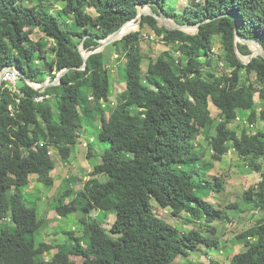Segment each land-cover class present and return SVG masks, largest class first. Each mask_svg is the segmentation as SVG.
Here are the masks:
<instances>
[{
	"label": "trees",
	"instance_id": "1",
	"mask_svg": "<svg viewBox=\"0 0 264 264\" xmlns=\"http://www.w3.org/2000/svg\"><path fill=\"white\" fill-rule=\"evenodd\" d=\"M50 1L0 0V74L15 66L22 79L18 84L22 94L12 91L6 81L0 86V223L7 219L12 223L0 224V264H177L180 257L186 258L185 264H205L190 259L191 251L216 247L219 241L197 228L181 232L156 213L152 199L175 216L186 212L197 221L213 223L221 210L205 197L213 190L222 191L225 180L215 176L211 181L207 172L234 149L261 172V180L245 191L244 200L264 210V166L257 161L264 157V130L251 132L244 126L239 133L231 127L243 111L252 124L264 120V109L255 99L259 93L264 100V58L242 62L236 46L242 54H250L249 45L235 43L238 26L242 37L264 46V0H64L58 13L52 12ZM139 5H149L158 14L163 11L180 24L199 23V30L192 34L172 29L144 14L142 28L133 31ZM71 15L72 27L67 21ZM125 23L120 32H133L112 45L127 87L107 116L104 103L110 100L112 82L106 54L92 53L81 69L84 57L79 45L94 51ZM146 26L167 45L176 44L179 58L164 52L150 59L144 70ZM37 27L53 39L52 47L32 38ZM216 36L232 69L209 79L206 67L212 64ZM254 49L264 51L257 44ZM66 68L60 83L45 90L27 81L42 82L51 71ZM39 95L50 97L37 101ZM210 103L219 110L218 122ZM97 112L102 121L100 138L110 147L76 198L56 208L62 217L82 210L83 234L70 231L56 247L38 244L36 233L43 219L36 204H26L24 188L32 175L45 185L55 182L52 148L63 161H70L80 129L93 122ZM201 135L212 148L211 160L204 163H198L206 154L197 143ZM92 157L89 147L88 158ZM101 174L108 175L107 181L100 180ZM71 193L69 189L65 194ZM93 211L115 212L111 227L94 219ZM208 227L216 232L215 226ZM239 237L245 239V249L230 264H264V218ZM55 248L57 252L47 259Z\"/></svg>",
	"mask_w": 264,
	"mask_h": 264
},
{
	"label": "rangeland",
	"instance_id": "2",
	"mask_svg": "<svg viewBox=\"0 0 264 264\" xmlns=\"http://www.w3.org/2000/svg\"><path fill=\"white\" fill-rule=\"evenodd\" d=\"M26 1L29 4L39 3V0ZM49 4L52 12L58 13L65 6L66 2L64 0H51ZM149 8L150 6L146 5L141 8V12H146L143 10H147ZM89 10L93 11L91 9ZM166 19L168 20V18ZM67 21L72 27L74 24L73 16H69ZM141 28V26H138V28L133 31L140 30ZM189 28L191 29L189 30ZM186 30L189 33L194 34L198 32L199 27L197 25H193L187 27ZM143 34L145 35V39L142 43V51L146 55L143 63L144 70L147 69L150 59H155L158 55L164 52H169L177 59L181 55L176 44L167 45L151 28L146 26L143 30ZM32 38L34 40L47 42V48L52 47L54 43L53 39L47 37L39 27L34 29ZM76 39L78 41L79 37H76ZM238 42L248 44L251 52L250 54H242L238 50L237 54L240 60L242 62L250 61L253 53V44L248 41L240 40L239 38ZM79 46L85 54L90 53V51L85 48L83 43ZM97 50L105 52L107 64L110 67L111 72L112 92L110 100L104 103L107 116H109L117 105L118 95L126 89L127 84L122 80V75L119 72L118 54L114 45H112V43L108 45H101L97 48ZM260 52L264 54V51ZM259 53L254 55H257L258 57ZM48 57L49 59L53 58L52 52L48 53ZM38 64L42 65V61L38 60ZM231 69L232 67L229 65L225 57L220 36H216L214 38L212 64L206 67L207 77L212 79L214 75H219L224 70L231 71ZM53 74H56L57 76L59 75L57 71H51L50 76L48 77L50 78V81ZM56 79L57 77H54L52 82L58 84L59 81ZM252 80L260 86L259 82H257L255 74L252 75ZM21 82L22 79H19L18 84ZM35 87H39L43 90L42 86L38 84H35ZM255 99L259 108L264 109V100L260 98L259 93L256 94ZM210 107L213 115L218 118V122L220 120L219 110L213 103H210ZM248 115L249 113L247 114L243 111L239 115L238 120L231 124V127L236 129L239 133L244 126H247L251 132H255L260 129L264 130V120L259 118L254 124H252L248 119ZM101 125V114L100 112H97L94 121L91 123L86 122L80 129L81 137L77 144L73 146L72 157L68 162L63 161L57 150L52 148L51 151L56 160V169L54 170L55 182L52 185H45L38 181L36 175H32L30 184L24 188L26 204H36L38 206V216L43 219V223L36 233V240L38 244L46 242L56 247L58 244L63 243L67 238H69L70 231L75 232V235L77 236H81L83 234V227L80 222V218L83 215L82 210L73 212L69 215V217H62L59 215L56 208L59 203L67 204L75 199L77 192L82 189L87 180L91 178L90 172L93 170L94 165L102 162V154L110 147V142L100 138ZM212 134H216L215 128L213 129ZM85 142H87V145L84 147ZM197 143L199 148H204L206 150L205 157L198 163H204L211 160L212 148L206 141L204 135H201L198 138ZM88 144L93 146L92 158H88ZM257 161L264 166V157H261ZM249 162L250 158L243 157L239 155L236 150L231 149L224 156L223 160L215 161L214 166L207 172V174H209L207 175V178L211 181L215 182V176H222L225 180L224 189L222 191L219 192L217 190H213L205 197L207 201L213 203L217 209L221 210V216L213 223H208L205 219L197 221L186 212L182 213L180 216H175L170 208H163L155 198L152 199L153 208L156 213L176 226L181 232H187L193 228H197L202 233L212 236L219 241V244L216 247H201V250H192L190 259L198 260L205 264H210L213 260L218 261L220 264H230L233 256L245 249V239L240 238L239 235L253 226L257 220L264 218V210L255 207L253 204L246 203L244 200L245 191H247L251 186L256 185L262 178L261 172L254 169ZM99 178L101 181H107L108 175L101 174L99 175ZM69 189L72 193L66 195L65 193ZM234 204H236V206ZM92 216L108 229L111 227L116 217L115 212L105 214L101 211H93ZM0 224L12 225L9 219ZM209 224L216 227L215 233H212L208 227ZM57 250L58 249L55 248L53 251L48 252L46 254V258L50 259L53 253L57 252ZM176 263L185 264L186 258L180 257L176 260Z\"/></svg>",
	"mask_w": 264,
	"mask_h": 264
},
{
	"label": "water",
	"instance_id": "3",
	"mask_svg": "<svg viewBox=\"0 0 264 264\" xmlns=\"http://www.w3.org/2000/svg\"><path fill=\"white\" fill-rule=\"evenodd\" d=\"M141 8H143V6L139 5V7H138V17H139L138 19H139V21L137 22V23H138V26H141V24H142V19H143V15H144V14H152V15L156 16V17L159 19V21H160L161 24H163V25H165V26H168L169 28H172V29H179V30H183V31H186V32H187V30H186L187 27H190V26H193V25H197V26H199V23H198V24H191V23L180 24V23H178L177 21H175L173 18H172V19H173V20H172L171 17L167 16L163 11H161L159 14L156 13V12H154L153 10L150 11V12H141ZM166 18H168V20H167ZM171 20H172V21H171ZM127 23H129V22H127ZM127 23H125L124 25H122L118 30H116L113 34H111V35H110L109 37H107L106 39L101 40V45H108V44H111V43L115 42V41L118 40V39L123 38L125 35L122 36V37H118V33L120 32V30H121V29H122ZM127 34H128V33H127ZM238 38H239L240 40H243V41H248L249 43H252V44H257V45L259 46L260 49H264V46H263L261 43H259L258 41L253 40V39H249V38H244V37H242V36L239 34L238 26H236V39H235V43L238 42ZM80 49H81V48H80ZM236 49H237V52H238L239 49L237 48V46H236ZM97 51H99V50L96 49V50H94V51H90V53H88V54H85V53L81 50V52H82V54H83V57H84V64H83L82 67H80L81 69H85V68L87 67V58H88L92 53L97 52ZM258 56L264 58V54L261 53V52L259 53ZM254 57H257V56H256V55H252L250 61H251ZM250 61H248V62H244V63L247 64V63H249ZM5 70H6V69L4 68L3 71H2L1 74H0V86H1V84H2V82H3V77H4ZM67 70H68V68H66V69H64V70H61V71L59 72V75L57 76V79H56L57 81H59V83H60L61 77L63 76V74H64ZM27 81L29 82V84H31V85L34 86V87H35V84H38V85L42 86L43 90H45V88H46L47 86H49V85H55V82H51V81H50V78H47L45 81H42V82H34V81H32V80H30V79L27 78ZM35 88L38 89L39 87H35Z\"/></svg>",
	"mask_w": 264,
	"mask_h": 264
},
{
	"label": "built area",
	"instance_id": "4",
	"mask_svg": "<svg viewBox=\"0 0 264 264\" xmlns=\"http://www.w3.org/2000/svg\"><path fill=\"white\" fill-rule=\"evenodd\" d=\"M5 73L3 80L7 82V86L14 92L21 93L20 88L18 86V80L21 76V71L15 66H10L5 68ZM50 97V95H39L36 97L37 101H43L45 98ZM52 153V151H51Z\"/></svg>",
	"mask_w": 264,
	"mask_h": 264
},
{
	"label": "bare ground",
	"instance_id": "5",
	"mask_svg": "<svg viewBox=\"0 0 264 264\" xmlns=\"http://www.w3.org/2000/svg\"><path fill=\"white\" fill-rule=\"evenodd\" d=\"M143 11H146V12H150L151 11V9L149 8V9H147V10H143ZM136 28H138V25L135 27V28H133V30H135ZM131 30H128V31H125V32H120V33H118V37H122V36H124L125 34H127V33H129ZM260 51H257V50H254V52H253V54L252 55H254V54H257V53H259Z\"/></svg>",
	"mask_w": 264,
	"mask_h": 264
},
{
	"label": "crops",
	"instance_id": "6",
	"mask_svg": "<svg viewBox=\"0 0 264 264\" xmlns=\"http://www.w3.org/2000/svg\"><path fill=\"white\" fill-rule=\"evenodd\" d=\"M85 145H87V142H85L84 143V147H85ZM89 147H93L91 144H88V150H89ZM86 150V149H85ZM85 150H84V152H85ZM73 153V152H72ZM52 175L54 176L55 175V172L53 171V173H52Z\"/></svg>",
	"mask_w": 264,
	"mask_h": 264
}]
</instances>
